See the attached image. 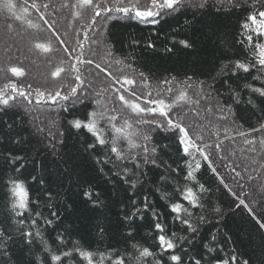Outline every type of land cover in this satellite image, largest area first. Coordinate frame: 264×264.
Listing matches in <instances>:
<instances>
[{
	"label": "trees",
	"instance_id": "trees-1",
	"mask_svg": "<svg viewBox=\"0 0 264 264\" xmlns=\"http://www.w3.org/2000/svg\"><path fill=\"white\" fill-rule=\"evenodd\" d=\"M7 2L8 0H0V89L7 83H15L18 89L31 94L33 103L28 104L23 97H17L13 103L20 107L15 110H0V223L5 228L6 189L3 177L12 175V171L9 169L5 172L3 155L11 152L25 157L21 162L24 167L16 175L26 182L32 197L40 201L39 210L45 216L55 211L59 217L58 220L52 218L55 221L52 227L42 225L44 237L53 248L56 247L57 232H64L70 237L69 245L72 241H79L86 249L122 247L127 229L122 217L128 211L130 197L133 195L137 197L138 203L144 195H148L156 210L163 214V222L167 228L184 234L179 224L171 222L169 212V202L179 201L180 192L176 190L175 184L160 180L162 175H169L175 178L176 183H185L182 157L178 154L177 145L167 138L168 134H153L157 145H168L167 148L158 147V162L162 158L173 168L179 167V175L163 164L161 167L149 165L145 169L147 176L140 178L142 182L137 183L133 192L131 186L124 183V178L115 174L112 164L103 163L104 149L99 146L94 149L87 147L94 137L83 129L74 130L68 123L71 118L83 119L89 107H95V100H99L101 104L108 100L110 93L95 95L110 82V78L104 73L93 80L92 74L99 72L95 68L96 63L114 75H128L135 79L137 91L141 90V81L146 78L148 88L144 91L160 90L166 99L178 94L180 88L187 90L192 99L198 98L196 94L201 87L208 91L209 84L219 89V93L214 95H218L221 103L231 104L233 109L234 114L228 120L219 119L221 114L215 109L213 112L205 111L206 107L216 103L209 98L201 99L198 106L193 104L181 109L187 112L184 123L189 126L199 125L196 131L209 143L223 141L219 151L227 157L230 167H223L221 161L214 157L217 171L224 176L229 187L253 208L256 218L264 222V145L259 142L264 138V131H250L259 126L258 112L251 105L235 104L223 84V78L218 75L222 64L246 55L242 46L236 43L244 9L232 8L229 0H185L171 15L163 19L158 17L160 23L155 25L123 18L106 19L103 13L95 18L96 24H91L94 13L90 9L77 7V0H11L15 5L12 12L5 6ZM33 3L40 7L39 12L32 7ZM44 4L49 7L44 8ZM76 12H81L82 16L78 18ZM111 15L108 14L109 17ZM16 16L20 19L17 20ZM44 20H48L52 28ZM30 24L36 27H31ZM53 29L56 35H53ZM85 31L88 32L87 40L83 38ZM57 35L76 49L72 56L63 51V46L56 39ZM181 39L187 40L191 47L184 48L180 45L178 41ZM49 42L52 52L44 53L35 48L36 43ZM149 43L154 47H148ZM80 44H83L82 59H92V65L77 64L73 59L81 51ZM168 48L172 51H167ZM109 50L111 56L107 55ZM117 59L122 60L123 64H116ZM73 65L80 68L81 77L86 81L85 87L88 82L92 83V88L88 89L91 93L90 102L77 105L71 113L50 103L36 104L33 89L39 88L45 92L57 90V85L69 78ZM11 67L22 68L24 75L13 76L9 71ZM59 67L66 71L59 77L52 76ZM119 69L123 71L120 72ZM140 73L144 74L143 77ZM243 75L248 77V74ZM225 78L241 92L242 98L246 95L243 88L245 83L252 82L258 86V82L250 81V78ZM165 80L170 81V85H166ZM29 84L32 85L31 89L28 88ZM169 86L174 89L172 95L165 91ZM8 91L10 90L5 89V92ZM113 101L116 107H120L115 97ZM123 111L127 113L128 110ZM116 123L119 125L120 120L117 119ZM224 128H228L227 135L232 139L225 138ZM239 131L250 134L240 136ZM215 132H219V138L213 135ZM250 138H255L256 143L247 144L245 141ZM16 140L21 142L14 143ZM98 159L100 163L97 162ZM197 159L202 162L198 177L210 189L203 194L204 203L209 208L220 207L223 216L220 218L217 213L205 210L210 222L200 225V235L192 246L193 254L201 255L204 252L202 245L215 235V242L223 247L224 252L213 253V256L227 258L235 250L238 264H243L244 260H248L249 264H264V229L258 227L247 210L235 207L238 203L235 197L220 184L219 179L208 170L199 156ZM231 167H236V171L243 176L242 180L238 177L233 179L235 174L231 172ZM250 176L253 179L249 180ZM32 177L36 178L35 182ZM128 177L132 178L131 173ZM41 180L43 184L40 183ZM259 187L263 190L259 191ZM85 191L98 193V196H93V200H98L99 203L94 205L91 200L86 199L83 195ZM164 193L168 195L162 199ZM48 204L51 208L47 207ZM197 211L198 209H193L194 213ZM135 224L134 235L137 240L155 249L156 233L151 215L146 213L144 219L135 221ZM100 227L104 229L103 239L97 232ZM22 239L20 237L14 241L9 250L14 258L20 257L23 264H27L28 254L22 246ZM35 250L40 251L38 243Z\"/></svg>",
	"mask_w": 264,
	"mask_h": 264
},
{
	"label": "snow or ice",
	"instance_id": "snow-or-ice-1",
	"mask_svg": "<svg viewBox=\"0 0 264 264\" xmlns=\"http://www.w3.org/2000/svg\"><path fill=\"white\" fill-rule=\"evenodd\" d=\"M185 0H77L76 6L90 9L94 15L91 18V24H96V17H100L102 13L106 19H127L129 21H138L142 24H158L160 19L171 15L178 10V6L184 3ZM232 8L244 9L243 19L239 25V39L236 41L242 46L246 55L243 58L229 60L222 64L220 73L223 78V84L227 87L231 99L235 104L251 105L252 109L258 112L257 120L258 127L252 128L251 132L264 131V0H229ZM9 12H12L15 5L11 0L5 5ZM67 6V5H65ZM32 7L37 12L40 7L35 3ZM48 8V4L43 5ZM26 12L27 9H24ZM112 15L109 17L108 14ZM163 13V16L161 15ZM15 15V13H13ZM79 18L82 16L81 12H76ZM160 19H157V18ZM19 20L20 17L16 16ZM43 19V17H42ZM44 23L52 28L48 20ZM31 27H36L30 24ZM53 35H56L53 29ZM79 36V33L76 34ZM83 38L87 40L88 32L85 31ZM56 39L63 46V51L72 56L76 51L74 47L66 44V41L61 39L58 35ZM99 43V40L97 41ZM176 42V41H174ZM77 43H80L77 40ZM184 48H190L191 45L185 39L178 41ZM148 47H154L149 43ZM35 48L49 53L53 51L51 43H36ZM80 53L74 56L73 59L77 64L92 65V59H82L83 44H80ZM167 51H172L168 48ZM107 55L111 56L109 50ZM116 64H123L122 60H115ZM131 67V65H128ZM95 68L99 72L93 73V80L98 78L101 73H104L110 82L99 92L96 96L102 93H110L106 103L101 104L99 100H95V107H89V110L83 119L79 117L71 118L68 123L76 131L83 129L89 133L94 140L88 144L89 149L97 148L98 146L104 149L105 164H112L116 170L115 174L124 178V183L129 184L131 189H136V185L141 181V177L147 176L145 170L147 166L152 165L161 167L163 164L166 168L171 169L172 172L179 175L180 168H173L167 161L162 158L158 162V147L167 148L168 145H157L154 142V133L168 134V139L177 145L178 154L182 157V164L184 165L183 180L185 183L180 185L176 183L175 178L169 175H162L161 181L171 182L176 185V190L180 192L179 201L169 202V212L171 214V222L181 226V232L169 230L163 222V214L156 210L154 202L149 199L148 195H144L138 203L137 197L133 195L130 197L129 209L123 215V220L127 225L124 234L123 246H116L101 250L99 248L86 249L80 245L79 241H72L69 245L70 237L66 236L64 232H57L56 247L49 245L44 237L42 225L45 227H52L55 223L54 219H59L55 211H51L49 216H45L39 210L40 201L32 197L30 190L23 179H20L16 174L21 171L24 164L21 163L25 157L19 154L8 152L3 155L5 162V172L9 169L12 175L3 177L5 191V220L7 228L3 223H0V264H23L20 257H13L10 252V246L20 237H22V246L27 252V264H238L235 250L227 258L221 255L213 256V253H223V247L216 243V236L212 235L207 243L202 247L204 252L197 256L193 254V242L200 235V225L209 223L208 217L205 215V210L213 211L222 218L223 213L220 207H210L204 203L203 194L210 191L209 188L202 183L198 177V173L202 170V162L197 159L199 156L203 163L206 164L210 170L220 181V184L238 201L236 208H243L247 210L260 229H264V222L256 218L253 208L241 199L239 194L234 192L225 182L224 176L221 175L214 165L215 159H219L222 166L229 168L230 164L227 162V157L220 154V148L223 141L220 143H209L205 137L196 131L199 125L189 126L184 123L187 112L182 111L185 106L193 104L199 105L200 100H208L209 98L216 101L209 107L205 108L207 112L220 113L219 119L228 120L229 116L233 115L231 104L225 105L219 101V89H215L213 84L207 85L208 91L201 87L196 94L197 99H192L187 90L180 88L178 94L172 96L171 99H166L162 96L160 90L153 89L144 91L148 88L146 78L141 81V90L137 91L135 88L136 80L130 78L128 75H114L108 69L101 67L99 63L95 64ZM11 74L15 77H22L24 71L19 67H11L9 69ZM66 71L63 67H59L52 76L59 77L62 72ZM120 72L123 69H119ZM75 73L73 76L72 73ZM243 74H248L245 77ZM143 73L140 76L143 77ZM225 77H236L237 79H248L255 83L247 82L243 85L246 90V95L242 98L241 92L229 83V79ZM191 79V78H189ZM85 79L81 77L80 68L75 65L71 66L69 78L61 81L57 85L55 91H41L39 88L33 89L35 92L36 104H52L57 105L64 112H73L77 105H83L90 102L91 93L88 89L92 88V83L88 82L85 87ZM166 85H170V81L165 80ZM119 85V87H115ZM203 85V82H201ZM28 88H32L29 84ZM5 89L10 91L5 92ZM66 89V91H64ZM155 91V96H153ZM165 91L172 95L174 89L169 86ZM17 97H23L28 104H32L30 93H26L22 89H18L15 83H7L3 89H0V110L11 109L15 110L20 107L19 104L13 103ZM113 97L119 101L120 107L114 105ZM134 97V99L130 98ZM259 101V104L257 103ZM110 105H113L110 107ZM143 105V106H142ZM127 109V113L123 110ZM198 114V113H197ZM120 120L119 125L116 123ZM234 123V122H233ZM10 128L11 125H8ZM111 133L109 136L108 133ZM225 138L228 137V128H224ZM250 133L239 131L238 135L247 136ZM63 135V133H61ZM219 138V132L213 133ZM2 139V138H0ZM16 140L14 143H20ZM123 142V143H122ZM252 145L256 143L255 138H250L245 141ZM264 145V138L259 141ZM126 145V146H125ZM114 156V158H113ZM100 163V160H97ZM195 162V163H193ZM238 167V165H237ZM103 171V169H101ZM231 172L235 175L233 179L243 176L236 171V167H231ZM131 173V177L128 174ZM35 177H32L35 182ZM253 177H249V180ZM43 184V181H40ZM243 187V185H240ZM159 191V189H157ZM84 197L98 204V200H93V196H98V193L92 191H85ZM167 193L162 195V199L167 198ZM50 196V194H49ZM47 207L51 208L48 204ZM193 209H198L193 212ZM235 209H233L234 211ZM151 215L154 221V231L156 233L154 239L157 242L156 248L145 246L137 240L134 235L136 224L135 221L143 220L145 214ZM28 227H25V225ZM219 231V230H217ZM101 239H103L104 229L102 227L97 229ZM40 245V251L35 250L36 244ZM47 254L46 256L44 254ZM243 264H249L248 260H244Z\"/></svg>",
	"mask_w": 264,
	"mask_h": 264
},
{
	"label": "rangeland",
	"instance_id": "rangeland-1",
	"mask_svg": "<svg viewBox=\"0 0 264 264\" xmlns=\"http://www.w3.org/2000/svg\"><path fill=\"white\" fill-rule=\"evenodd\" d=\"M264 185V184H263ZM263 190V188L262 187H259V191H262Z\"/></svg>",
	"mask_w": 264,
	"mask_h": 264
}]
</instances>
